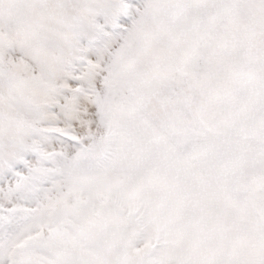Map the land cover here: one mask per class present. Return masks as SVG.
<instances>
[{"label":"snow or ice","instance_id":"obj_1","mask_svg":"<svg viewBox=\"0 0 264 264\" xmlns=\"http://www.w3.org/2000/svg\"><path fill=\"white\" fill-rule=\"evenodd\" d=\"M0 264H264V0H0Z\"/></svg>","mask_w":264,"mask_h":264}]
</instances>
